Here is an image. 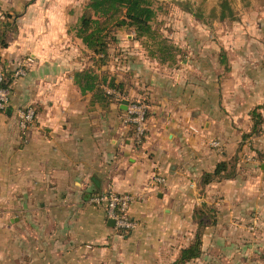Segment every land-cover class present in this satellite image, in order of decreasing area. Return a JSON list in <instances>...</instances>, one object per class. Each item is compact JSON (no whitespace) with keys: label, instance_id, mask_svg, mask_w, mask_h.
I'll use <instances>...</instances> for the list:
<instances>
[{"label":"crops","instance_id":"obj_1","mask_svg":"<svg viewBox=\"0 0 264 264\" xmlns=\"http://www.w3.org/2000/svg\"><path fill=\"white\" fill-rule=\"evenodd\" d=\"M88 2L0 0L1 65L13 78L0 111V264H174L193 241L194 214L204 204L217 221L204 229L202 256L186 264H230L223 242L259 248L264 120L259 134L244 135L251 112L264 104V51L232 41L260 38L186 33L178 21L170 38L180 52L169 65L123 29L96 67L121 85L105 87L114 96L109 103L74 80L95 63L73 29ZM20 68L25 74L16 76ZM133 100L149 111L142 143L126 121ZM29 107L35 125L23 130L19 111ZM235 154L236 176L206 184L205 174ZM156 176L165 182L154 184ZM107 191L134 196V228L112 225L91 202Z\"/></svg>","mask_w":264,"mask_h":264},{"label":"trees","instance_id":"obj_2","mask_svg":"<svg viewBox=\"0 0 264 264\" xmlns=\"http://www.w3.org/2000/svg\"><path fill=\"white\" fill-rule=\"evenodd\" d=\"M189 4H185L184 8L187 12L192 13L193 8ZM154 5V0H89L82 17L73 28L76 36L92 52V58L95 61L93 67L77 71L74 74L75 83L81 92L94 91L97 99L111 103L114 96L107 94L106 88L122 91L121 85L116 82L113 76L100 75L96 72V67H101L106 63L111 45L117 42L118 33L123 29L132 30L136 38L142 40L150 55L161 63L169 65L176 63L180 48L169 36L163 34L158 23L155 24L157 7ZM211 13L218 21L234 19L236 15L229 0H220L218 6L211 9ZM197 15L200 17L202 13ZM6 44L5 36L0 34V49ZM3 75L0 86L10 88L13 82L12 74L4 72ZM141 102L144 103V101ZM262 110H264V104L255 107L251 112L252 130L251 133L244 135V139L261 132L264 120ZM238 159L239 156L235 154L230 160L219 163L213 172L205 174V183L235 177ZM216 212L214 207L205 204L197 208L194 219L198 228L194 239L187 247L180 250L179 257L174 264H186L202 256L203 232L207 226L216 223Z\"/></svg>","mask_w":264,"mask_h":264},{"label":"rangeland","instance_id":"obj_3","mask_svg":"<svg viewBox=\"0 0 264 264\" xmlns=\"http://www.w3.org/2000/svg\"><path fill=\"white\" fill-rule=\"evenodd\" d=\"M154 1V6L157 7L155 24L158 23L163 34L169 37L176 35L178 31L177 24L178 21H180L186 23V27L184 28V26H182L183 30H181L186 33L195 32L197 34L207 33L211 35L235 34L255 36V38H260L259 42L253 40L243 41L241 39L232 42L237 48L245 47L255 50L258 49L261 52L264 51V0H229L236 15L234 19H226L225 21H218L211 13V9L217 7L220 0ZM185 4H189V6L193 8L192 13L185 10ZM198 13H202V16L199 17L197 15ZM188 22L189 26H187ZM229 42L230 41H228V43ZM248 43H250L249 46L247 45ZM231 48L234 49L235 46L232 45ZM248 141H250V144L246 142L247 146L252 144L251 140L248 139ZM251 228L253 230V227ZM235 235L236 233H231L230 237H235ZM228 243L229 242H223V244L220 245H222V254L225 252L229 256L230 264H264V247L261 248L264 244H262L259 249L256 248V244H240L237 246L236 244L233 245ZM253 245H255V247H252ZM209 251L213 252V256L216 257V259H220L219 248L210 249Z\"/></svg>","mask_w":264,"mask_h":264},{"label":"built area","instance_id":"obj_4","mask_svg":"<svg viewBox=\"0 0 264 264\" xmlns=\"http://www.w3.org/2000/svg\"><path fill=\"white\" fill-rule=\"evenodd\" d=\"M3 66L0 61V83L3 81L4 77ZM25 74V70L20 68L16 71V76H21ZM108 93H112L109 89ZM10 98V88L0 86V110H4L9 103ZM148 108L145 103L133 100L127 105L126 111V121L130 124L135 125V138L139 143L144 141L146 136V129L148 128ZM20 115V126L23 130H26L35 125V111L32 107L23 109L19 111ZM213 147L220 148L221 142L218 140H213L210 142ZM154 184L165 182L164 177L156 176L154 177ZM134 196L128 193H118L115 191H107L95 194L91 202L97 206H103L107 212L109 218L115 221L117 228L122 230H130L134 228L135 222L132 220L129 208Z\"/></svg>","mask_w":264,"mask_h":264},{"label":"water","instance_id":"obj_5","mask_svg":"<svg viewBox=\"0 0 264 264\" xmlns=\"http://www.w3.org/2000/svg\"><path fill=\"white\" fill-rule=\"evenodd\" d=\"M111 224L114 225L115 221L113 219L110 220Z\"/></svg>","mask_w":264,"mask_h":264}]
</instances>
